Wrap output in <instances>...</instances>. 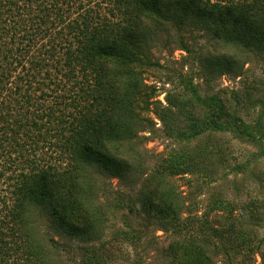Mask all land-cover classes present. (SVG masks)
Returning <instances> with one entry per match:
<instances>
[{
	"label": "trees",
	"instance_id": "trees-1",
	"mask_svg": "<svg viewBox=\"0 0 264 264\" xmlns=\"http://www.w3.org/2000/svg\"><path fill=\"white\" fill-rule=\"evenodd\" d=\"M108 2L101 15L83 0H0V260L54 264L36 233L43 217L66 237L86 243L98 237L99 195L107 180L128 187L122 196L129 198L139 185L147 197L146 215L158 228L205 227L217 234L225 257L256 255L260 243L235 230L229 203L212 204L210 212L229 215L215 229L209 213L196 215L174 183L175 177L208 175L204 167L210 169L211 158L223 161L219 147L180 149L148 172L139 147L148 140L141 134L155 126L150 114L167 136L186 145L227 131L255 140L216 94H201L198 83L178 77L172 81L176 88L160 93L143 75L160 68L152 48L171 31L189 54L195 52L182 33L201 32L264 58V0ZM196 59L197 74L207 84L238 78L245 65L226 54ZM51 99H59L62 109L55 110ZM130 201L128 212L135 214V200ZM176 246L197 256L196 263L187 264H210L209 248L192 241ZM259 255L264 264V252Z\"/></svg>",
	"mask_w": 264,
	"mask_h": 264
},
{
	"label": "rangeland",
	"instance_id": "rangeland-1",
	"mask_svg": "<svg viewBox=\"0 0 264 264\" xmlns=\"http://www.w3.org/2000/svg\"><path fill=\"white\" fill-rule=\"evenodd\" d=\"M108 1L83 0V4L86 8L105 15L109 7ZM181 38L195 54L181 50L180 39L175 32L171 31L168 36L161 35L152 48L154 60L160 68L147 71L143 75L145 83L155 85L160 93L172 90V85L175 87L172 81H180L178 77L198 83L201 94H216L227 110L248 128L255 140L239 139L233 131H227L223 135H203L186 145L167 136L163 124L150 114L149 118L155 126L141 134L148 137V140L143 141L139 147V151L146 155V172L161 159L180 149L192 152L195 149H211V145L219 147L223 161L217 162L211 158L210 169L204 167L208 175L175 177L174 183L185 196L187 204L193 205L196 215L200 217L209 213V218L216 222L212 225L215 229H220L223 225L222 217L229 215L220 211L210 212L212 204L219 199L229 203L233 209L231 222L235 230L248 232L254 245L260 243L259 252H264V156L258 142L261 141L264 149V58L224 46L201 32H194L192 35L182 33ZM204 54L239 57L245 63L243 74L238 78L223 76L210 84L204 83L197 74L199 62L196 59L198 55ZM180 93V87L174 91L176 96L181 95ZM59 95H63V92L60 91ZM164 96L165 94H161L158 98L162 103ZM53 101L56 104L55 110H61L63 106L58 104L59 99H51V103ZM52 161L58 163L59 156L53 155ZM105 183L106 191L99 195L102 225L98 237L90 239L88 243L61 234L46 217L39 222L36 233L43 240L54 264L196 263L195 254L179 251L176 246L191 241L195 245L209 248L207 255L210 264H245L242 261L261 264L259 252L248 257L235 253L231 258L225 257L217 245V234L205 227L194 225L181 229L158 228L153 224L152 218L149 219L146 215L147 197L144 192H139V185L129 198L122 196L129 192L124 184L117 180H107ZM102 185L103 182H100V186ZM133 199L135 214L128 212L129 201ZM176 250L178 251L174 256ZM0 264L26 263L21 257H8L0 260Z\"/></svg>",
	"mask_w": 264,
	"mask_h": 264
}]
</instances>
